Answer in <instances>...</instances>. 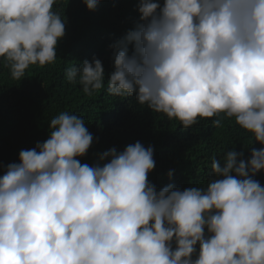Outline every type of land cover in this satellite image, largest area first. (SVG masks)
Masks as SVG:
<instances>
[{"label": "clouds", "instance_id": "obj_1", "mask_svg": "<svg viewBox=\"0 0 264 264\" xmlns=\"http://www.w3.org/2000/svg\"><path fill=\"white\" fill-rule=\"evenodd\" d=\"M56 2L0 0V58L13 80L56 60L65 34ZM99 2L82 0L89 11ZM138 12L111 45L108 93L135 94L183 128L223 113L261 147L213 159L206 187L157 190L151 146L82 164L93 135L62 112L0 176V264H264V186L253 179L264 171V0H139ZM77 77L88 95L102 89V62L67 69Z\"/></svg>", "mask_w": 264, "mask_h": 264}, {"label": "trees", "instance_id": "obj_2", "mask_svg": "<svg viewBox=\"0 0 264 264\" xmlns=\"http://www.w3.org/2000/svg\"><path fill=\"white\" fill-rule=\"evenodd\" d=\"M158 2L163 4V0ZM138 3L100 0L95 10L89 11L82 0H57L53 11L65 19V34L57 42L56 60L44 66L31 65L25 77L16 81L0 58V176L8 164L19 162L21 150L48 139L51 119L62 112L83 118L93 135L86 155L77 158L82 164H95L98 154L113 147L123 151L136 142L151 146L155 167L148 179L157 190L168 184L180 190L206 187L214 178L213 159L223 162L232 149L243 150V158L248 159L252 147H261L252 133L223 113L198 118L192 127L183 128L178 120L139 105L135 94L125 98L108 93L107 80L114 71L111 45L139 21ZM94 57L102 62L105 81L102 89L88 95L79 77L69 82L66 72ZM217 119L219 126L213 124ZM253 179L264 186V171Z\"/></svg>", "mask_w": 264, "mask_h": 264}]
</instances>
